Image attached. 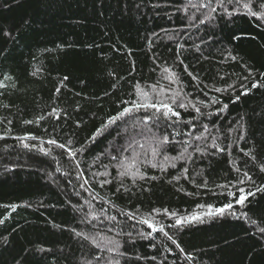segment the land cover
<instances>
[{
  "label": "trees",
  "instance_id": "1",
  "mask_svg": "<svg viewBox=\"0 0 264 264\" xmlns=\"http://www.w3.org/2000/svg\"><path fill=\"white\" fill-rule=\"evenodd\" d=\"M262 5L0 0V264H264Z\"/></svg>",
  "mask_w": 264,
  "mask_h": 264
},
{
  "label": "snow or ice",
  "instance_id": "2",
  "mask_svg": "<svg viewBox=\"0 0 264 264\" xmlns=\"http://www.w3.org/2000/svg\"><path fill=\"white\" fill-rule=\"evenodd\" d=\"M219 2L222 3L223 0H219ZM230 2H231V0H230ZM236 2L239 3L240 0H236ZM199 6H200V7H205V5H204L203 3L200 4ZM262 6H264V5H262ZM243 7L246 8V9H248V8H249V5H248L247 3H245V4H243ZM215 10H216L215 8H212V9H211V11H213V12H214ZM251 14L254 15V16H257L258 19H264V11L259 12V13H257V12H252ZM168 71H169V70H168L167 68L164 69V72H168ZM174 75H175V74H170V77H169V78L171 79ZM252 87H257V85L253 84ZM217 91H219V89H217ZM137 94H138V96H142V97H143V100H142V101H140V100H138V101H134V102H133V107H134V108H136V109H139V108H141V107H143V108H156L157 111H159V110H160V107H162V108L164 109V115H165V116H167L169 113H171L173 116H178V115H179L178 113H176L175 111H173L172 107H171L170 105H168V104H161L160 107H158L157 104H155V103H151V102L149 101L148 94L145 93V92H143V90H142L139 86H137ZM175 95L178 96L179 94L176 93ZM173 102H174V103L176 102L175 99H174ZM179 107L183 108V107H185V104H184V103H180V104H179ZM225 107H227V106L225 105ZM131 110H132V109L125 108V109H124V112H121V113H120V116H123L125 113H128V112H130ZM197 111H199V110L197 109ZM115 119H116V118H113V120H112V121H109V123L114 122ZM105 127H107V125H105ZM97 131H98V133H99L100 130H97ZM93 139H94V137H93ZM163 142L166 143V142H167V139L165 138V140H164ZM51 143H55V141H51ZM60 147H63V145H60ZM246 154H247V153H246ZM70 155H71V153H70ZM261 171H264V167H261ZM123 174H124V173H122V175H123ZM245 175H247V173H245ZM260 190H264V189H260ZM250 194H251V193H249V195H250ZM246 199H247V196L244 195L243 192H241V195H240V197H239L237 203H240V204L242 205ZM226 207H227V208H231V204L227 205ZM224 212H225V208H220V209H216V210H215V213H216V214H223ZM210 214H211V213H210ZM191 219H198V217H195V216H194V217H192ZM188 220H189V218H185V220H184L183 222L186 223V222H188ZM142 223L147 224L149 228H152L153 231H156V228L153 226V224L149 223V221L144 220V221H142ZM180 223H181V221L178 220V221H177V224H180ZM161 231H162V229H161ZM261 231H264V229H261ZM165 235H167V234L165 233ZM168 239L172 240V237H171V236H168ZM172 242H173V243H176L175 240H172Z\"/></svg>",
  "mask_w": 264,
  "mask_h": 264
}]
</instances>
